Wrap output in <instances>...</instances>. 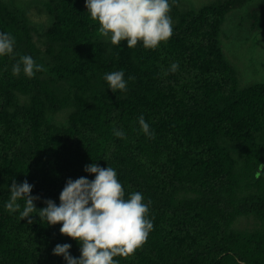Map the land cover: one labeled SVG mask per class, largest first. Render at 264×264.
<instances>
[{"label":"trees","instance_id":"1","mask_svg":"<svg viewBox=\"0 0 264 264\" xmlns=\"http://www.w3.org/2000/svg\"><path fill=\"white\" fill-rule=\"evenodd\" d=\"M183 1L169 0L172 36L145 49L102 37L85 0H0V33L15 40L0 56V264H66L52 254L65 243L79 258L60 224L38 211L28 224L5 205L13 180H27L37 210L58 206L67 179L95 178L92 163L114 168L125 199L151 201L147 241L118 264H264V81L242 86L219 40L227 14L252 0ZM31 7L47 15L37 38ZM250 17L264 31V7ZM22 55L44 70L13 75ZM121 70L127 90L113 93L104 77Z\"/></svg>","mask_w":264,"mask_h":264},{"label":"clouds","instance_id":"2","mask_svg":"<svg viewBox=\"0 0 264 264\" xmlns=\"http://www.w3.org/2000/svg\"><path fill=\"white\" fill-rule=\"evenodd\" d=\"M85 7L93 21L99 24V34L110 39L113 45L126 40L129 48L142 42L145 49H156L161 42H167L172 36L171 18L168 15L171 6L169 0H85ZM15 40L11 33H0V56L13 55ZM178 63H173L169 72L175 73ZM31 56L22 55L12 67V74L21 71L28 78L43 71ZM108 88L115 93L126 91L127 82L124 72L114 71L104 77ZM133 80L134 77H129ZM141 131L154 138L150 126L143 115L138 118ZM121 139L126 138L123 130H113ZM84 171L94 174V179L79 177L66 180L59 194V205L47 199L46 207L37 210L34 201L39 196L31 195L33 185L27 180L17 184L13 180L10 187V199L5 208L9 212H19L20 220L28 219L32 224L34 212L48 226L60 224L59 232L75 240L80 245V256L70 255V244H57L53 255L63 256L66 264H118L114 257H131L147 241L153 223L148 218L149 205L143 202L140 192H134L125 199L122 184L112 167H99L92 163ZM264 173V164L257 163L255 177ZM24 201L23 210L18 201ZM237 264H243L238 261Z\"/></svg>","mask_w":264,"mask_h":264},{"label":"rangeland","instance_id":"3","mask_svg":"<svg viewBox=\"0 0 264 264\" xmlns=\"http://www.w3.org/2000/svg\"><path fill=\"white\" fill-rule=\"evenodd\" d=\"M218 0H192L193 4L183 1L184 7L200 6L207 2ZM264 0H252L240 9L232 10L227 14L222 25L219 40L227 59L232 61L238 69L242 86L252 82L264 81V31L257 30L252 26L250 14L259 7H264ZM31 17L38 23H46L47 15L40 13L31 7ZM38 32L43 27L38 24Z\"/></svg>","mask_w":264,"mask_h":264}]
</instances>
